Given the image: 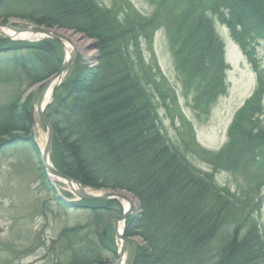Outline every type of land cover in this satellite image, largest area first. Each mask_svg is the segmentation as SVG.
Returning <instances> with one entry per match:
<instances>
[{
	"label": "trees",
	"instance_id": "trees-1",
	"mask_svg": "<svg viewBox=\"0 0 264 264\" xmlns=\"http://www.w3.org/2000/svg\"><path fill=\"white\" fill-rule=\"evenodd\" d=\"M165 6L147 19L121 0L111 6L101 0H0V20H28L96 41L97 67L80 69L75 80L63 83L46 115L55 130L59 170L86 187L126 191L139 201L143 217L130 219L125 232L146 242L134 264H264L256 224L240 238L220 237L226 225L246 220L251 203L234 202L164 136L148 87L159 92L158 74L137 51L142 36L150 38L159 27H181L180 37L189 40L184 60L191 81L204 79L206 96L215 97L223 90L222 47L205 13L228 9L234 27L264 34V0H167ZM20 51L7 49L16 52L8 62L12 71L28 82L16 85L18 98L63 62L54 41L32 46L29 56L19 57ZM9 119L0 123V142L12 134L8 126L31 132L29 111ZM111 208L120 210L117 202L107 203L105 210Z\"/></svg>",
	"mask_w": 264,
	"mask_h": 264
},
{
	"label": "rangeland",
	"instance_id": "rangeland-1",
	"mask_svg": "<svg viewBox=\"0 0 264 264\" xmlns=\"http://www.w3.org/2000/svg\"><path fill=\"white\" fill-rule=\"evenodd\" d=\"M128 1L132 5L131 8L142 16L151 14L150 2ZM101 2L111 5L113 0H101ZM27 22L11 18L7 23L0 20V25L1 23L6 26L16 24L14 26L18 29L20 26L17 24H22L24 28L32 26ZM217 30L222 39L229 40L228 33L224 29L218 26ZM5 35L19 43H13L14 46L12 43L1 41L2 37H0V123L7 119L8 123L12 122L9 116L14 119L22 111H29L35 126L32 125L31 133L8 126L5 129L12 131V134L1 140L7 142V145L0 146V264H113L117 258L118 247L114 238L113 219L110 218L118 217L117 212L111 214L105 208L102 209L106 206L102 201L80 202L62 182L55 183L57 192L54 191L44 177L40 152L37 153L32 145L25 141L26 137L32 138L33 145L36 143L42 151L47 140V129L39 119L36 107L42 89L40 84L34 85L20 98L13 97L16 85L28 82L20 78L16 70L12 71L8 62L9 59H14L13 55L16 52L12 55L7 54V49H20L21 51L17 52L19 57L29 56L32 45L36 46L38 43L30 45L20 43L23 38H15L16 35L11 37V34L6 32ZM79 36V41L82 43L77 44L73 41L77 48L79 68L77 63L69 71L63 83L75 80L80 74V69L93 70L98 65L99 52L96 41L83 35ZM141 47L147 62L158 65L166 80L161 90L164 97L156 95L157 106H155L164 135L186 154L194 167L203 173H212L213 168L210 163L214 159L216 161L217 154L228 142L227 127L239 108L241 97L253 87L254 79L251 82L252 87H249V74L235 58L232 42L227 41L226 47L229 56L231 54L233 68L225 76L226 93L218 97L207 109L206 105L198 102L197 85L189 84L176 71L167 37L162 31L156 33L152 45L142 41ZM262 49L264 50V43L261 45V52L264 53ZM27 85L25 87H28ZM56 91L59 93L60 87ZM260 109L264 113V102ZM255 119L259 123L258 127L264 129V114L255 116ZM248 128L249 126L241 127L240 131H247ZM238 129L239 124L236 130ZM20 137L24 141L18 144L16 142ZM236 137H239L237 132ZM9 141L12 142L9 144ZM243 143L252 149L256 147L260 149L249 151L248 156L244 155L239 160L238 155H234L232 159L225 161L226 165L220 164L221 169L214 172L215 181L219 186L239 196H242L243 191H248V187L254 186L253 183L259 180V176L262 177L261 173H264V132L254 140L251 137L245 138ZM246 156L251 158L248 159ZM243 161H247L244 166ZM243 167L246 170L242 169ZM108 193L111 192H106L104 195H108L112 201L122 199ZM59 196L70 202L59 201ZM262 202L261 209L252 207L255 212L251 213L259 224L264 238V196ZM73 203L77 207L72 208L76 206L72 205ZM81 205L88 208L80 207ZM249 210L250 208H246L244 213ZM241 224L247 226V221L241 220ZM221 234L220 237L225 240L230 239V236L239 238L242 235L236 234L228 225L223 228ZM145 245L146 242L140 236L130 238L126 264H133L136 255L140 254L139 251Z\"/></svg>",
	"mask_w": 264,
	"mask_h": 264
},
{
	"label": "water",
	"instance_id": "water-1",
	"mask_svg": "<svg viewBox=\"0 0 264 264\" xmlns=\"http://www.w3.org/2000/svg\"><path fill=\"white\" fill-rule=\"evenodd\" d=\"M1 28H3L2 25H0V33L5 34L2 32ZM8 29H11L10 25L7 26ZM40 35V36H44V37H48V38H52L57 40L59 43H61L62 45L65 46L66 51H68V46L66 44L69 45V47H72L73 51L71 53H69V59H66L64 65L62 66L61 70L52 78L50 79L48 82L45 83L44 88L41 92L40 95V99L38 102V110H39V115L40 117L44 120L45 124L48 127V131H49V139H48V143L44 152V156H43V166L44 169L46 171V173L48 174V176H52L54 178H59L62 180H65L73 189L74 186H78L79 187V191H76L77 195L79 197H81L83 200H100V199H108V195H104L103 197H96V196H92V195H88L85 193L84 191V186L81 185L79 182L74 181L68 177H66L65 175L59 173L58 171H56L55 169H53V167L50 165L49 163V155H50V149L52 146V142H53V138H54V131L53 128L51 126V124L49 123L48 119L46 118L42 106H43V101L45 100L46 96H47V91L49 90V87L51 85V82H53V80L55 81L56 79L62 80L64 75L67 73V71L75 64L76 60H77V50L75 48V46L73 45V43L68 40V38H66L64 35L60 34L57 30H51V29H46V28H42V27H30V28H26V29H22V30H17L16 31V35ZM56 89V87L54 88V90ZM112 195L114 197L113 194H109ZM121 197V196H119ZM131 210L129 211L128 214L124 215L120 221L123 222L125 221V219L131 214ZM116 225V236L118 239L122 238V235L119 234L118 229H117V225L118 222H115ZM127 249V242L126 240H124V246H123V253H125ZM123 259V254L119 256V259L115 262V264H121Z\"/></svg>",
	"mask_w": 264,
	"mask_h": 264
},
{
	"label": "bare ground",
	"instance_id": "bare-ground-1",
	"mask_svg": "<svg viewBox=\"0 0 264 264\" xmlns=\"http://www.w3.org/2000/svg\"><path fill=\"white\" fill-rule=\"evenodd\" d=\"M14 29V31L16 30L17 31V29L18 28H13ZM12 34H14L12 31H10ZM61 33L62 34H64V35H66V36H68V40H70L74 45H75V43H82L81 41H79V38H80V36L79 35H76L75 36V33L74 32H71V31H61ZM25 36H23V35H21L20 36V38H29V39H38V38H40L41 36L40 35H26V34H24ZM73 41H75V43L73 42ZM68 45V44H67ZM68 52L69 53H71L72 51H73V49H72V47H68ZM63 57L64 58H66V56L63 54ZM70 57H68V59H69ZM60 82H61V80H59V79H56V81H54L53 80V82H51V85H50V87H49V90H48V99L50 98V95H51V93H52V89H53V86L57 83V84H60ZM43 88H44V86H43ZM90 193V192H89ZM94 194H96V195H102V192L100 191V192H96V193H94ZM113 194H115V195H119V196H126L127 198L126 199H122L121 200V203L123 204V206H124V209H128L129 207H130V205L132 204L133 205V207H135V206H138V205H140V203H139V201L137 200V198H135V197H133V195H130V194H124V193H120V192H113ZM141 206V205H140ZM111 212V214H114V213H116L117 212V209L115 208V209H113V211H112V208H111V210H110Z\"/></svg>",
	"mask_w": 264,
	"mask_h": 264
}]
</instances>
